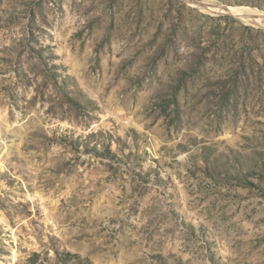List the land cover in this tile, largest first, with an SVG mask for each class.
I'll list each match as a JSON object with an SVG mask.
<instances>
[{
    "label": "rangeland",
    "instance_id": "rangeland-1",
    "mask_svg": "<svg viewBox=\"0 0 264 264\" xmlns=\"http://www.w3.org/2000/svg\"><path fill=\"white\" fill-rule=\"evenodd\" d=\"M236 11L264 0H0V264H264V22Z\"/></svg>",
    "mask_w": 264,
    "mask_h": 264
},
{
    "label": "bare ground",
    "instance_id": "bare-ground-1",
    "mask_svg": "<svg viewBox=\"0 0 264 264\" xmlns=\"http://www.w3.org/2000/svg\"><path fill=\"white\" fill-rule=\"evenodd\" d=\"M209 7H211L210 5H208V8ZM230 7H232V6H230ZM212 8H214V7H212ZM224 9H227V8H225L224 7ZM232 9H234V8H232ZM231 8H229L228 10L229 11H233ZM235 11V10H234ZM241 11V10H240ZM234 14H236V15H239L241 18H243V19H246V20H248V21H250V22H257V21H262V22H264V17H261L260 15V17L259 18H257V16L256 15H253V14H250V13H244V12H239V11H236Z\"/></svg>",
    "mask_w": 264,
    "mask_h": 264
},
{
    "label": "trees",
    "instance_id": "trees-1",
    "mask_svg": "<svg viewBox=\"0 0 264 264\" xmlns=\"http://www.w3.org/2000/svg\"><path fill=\"white\" fill-rule=\"evenodd\" d=\"M251 1H253V0H244V4L249 3ZM34 264H37V263H34Z\"/></svg>",
    "mask_w": 264,
    "mask_h": 264
},
{
    "label": "water",
    "instance_id": "water-1",
    "mask_svg": "<svg viewBox=\"0 0 264 264\" xmlns=\"http://www.w3.org/2000/svg\"><path fill=\"white\" fill-rule=\"evenodd\" d=\"M225 8H229L230 6H224Z\"/></svg>",
    "mask_w": 264,
    "mask_h": 264
}]
</instances>
